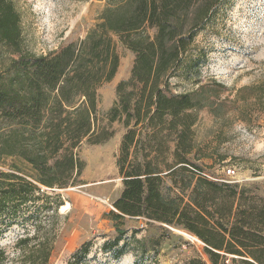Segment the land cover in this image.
Here are the masks:
<instances>
[{
    "label": "trees",
    "instance_id": "16d2710c",
    "mask_svg": "<svg viewBox=\"0 0 264 264\" xmlns=\"http://www.w3.org/2000/svg\"><path fill=\"white\" fill-rule=\"evenodd\" d=\"M228 5L229 0H106L83 39L36 55L21 48L12 1L0 0V42L18 56L0 73V164L11 159L26 166L11 162L0 170V236L13 226L34 228L17 240V255L0 249V264H49L62 202L46 190L75 186L84 169L76 150L110 140L113 124L123 130L116 160L123 189L109 214L117 236L102 243V254L120 259L124 218H143L193 235L211 264H224L228 256L236 264H264V200L202 176L187 158L205 156L192 131L197 112L219 107L198 80L206 53L195 39ZM118 45L134 61L130 78L116 85L103 124L98 91L116 75ZM186 82L193 88L182 89ZM177 174L185 176L180 186L173 182L177 192L164 195V180ZM136 233L130 238L141 243ZM91 244H82L67 264H92Z\"/></svg>",
    "mask_w": 264,
    "mask_h": 264
},
{
    "label": "rangeland",
    "instance_id": "374dc122",
    "mask_svg": "<svg viewBox=\"0 0 264 264\" xmlns=\"http://www.w3.org/2000/svg\"><path fill=\"white\" fill-rule=\"evenodd\" d=\"M11 1L19 15L21 48L36 55L57 52L66 44L83 39L106 3ZM195 45L206 53L198 80L208 87L213 103L219 107L214 112L207 108L197 112L192 131L199 154L205 156L187 158L211 178L244 188L250 196L264 200V0H229L212 27L199 33ZM117 53L116 75L98 91V113L103 124L116 100V85L130 78L134 61L133 54L120 45ZM17 57L0 42V73ZM191 88L189 82L182 86L185 90ZM111 130L114 136L110 140L98 145L82 144L76 150L84 169L75 186L46 190L47 194H58L62 202L56 221L59 235L49 264H67L86 242L92 243L87 256L92 264H211L203 243L193 235L143 218H124L121 229L127 231L126 247L120 259L113 260L100 252L104 241L117 236L116 223L109 214L123 189L116 168L123 130L118 124H113ZM11 162L26 168L20 160L6 159L0 170L7 171ZM228 167L234 168L235 176H224L223 170ZM182 176L185 177L177 174L164 180V195L177 192L173 182L180 186ZM189 192L186 190L184 196ZM33 230L30 223L5 229L0 236V249L9 256L17 255V240L27 233L32 235ZM133 231L141 243L130 238ZM231 260L228 256L224 264H236Z\"/></svg>",
    "mask_w": 264,
    "mask_h": 264
},
{
    "label": "built area",
    "instance_id": "2783aa9c",
    "mask_svg": "<svg viewBox=\"0 0 264 264\" xmlns=\"http://www.w3.org/2000/svg\"><path fill=\"white\" fill-rule=\"evenodd\" d=\"M223 174L226 177H233V176H235L234 175L235 174V170H234L233 167H228V168H226V169L223 170ZM201 175L204 176V177H206V178H208V179L215 180V181H219V179H213V178H211L208 174L201 173Z\"/></svg>",
    "mask_w": 264,
    "mask_h": 264
}]
</instances>
